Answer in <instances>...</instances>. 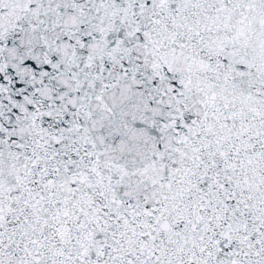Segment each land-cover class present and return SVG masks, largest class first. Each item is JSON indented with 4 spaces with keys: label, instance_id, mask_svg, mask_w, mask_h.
Listing matches in <instances>:
<instances>
[{
    "label": "snow or ice",
    "instance_id": "snow-or-ice-1",
    "mask_svg": "<svg viewBox=\"0 0 264 264\" xmlns=\"http://www.w3.org/2000/svg\"><path fill=\"white\" fill-rule=\"evenodd\" d=\"M0 264H264V0H0Z\"/></svg>",
    "mask_w": 264,
    "mask_h": 264
}]
</instances>
